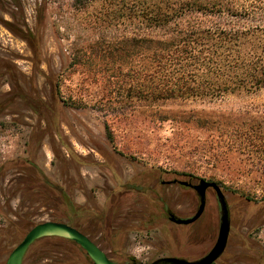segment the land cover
Here are the masks:
<instances>
[{"label": "rangeland", "instance_id": "obj_1", "mask_svg": "<svg viewBox=\"0 0 264 264\" xmlns=\"http://www.w3.org/2000/svg\"><path fill=\"white\" fill-rule=\"evenodd\" d=\"M50 2L0 0V167H4L0 171V264H5L34 224L56 220V198L51 195L52 200H47L49 190L39 180H28L27 176L39 179L37 171L16 167L24 158L79 205L100 212L110 199L118 200L116 225L128 229L125 250L139 260L152 257L170 233L138 231L150 208L149 191L144 196L134 190L148 180L146 187L163 195L164 206L183 211L193 205L189 191L178 185L158 186L159 176L154 174L215 181L231 217L227 247L215 264H264V160L244 152L239 137L182 120L146 119L145 106L138 102L126 105L127 113L118 115L124 97L108 87L110 72L98 60L75 63L74 52L125 28L89 26L95 8L59 11L52 5L45 9ZM33 45L40 47L37 64ZM49 81L59 83V97L68 105L53 108ZM39 98L47 101V107ZM163 109L221 117L264 110V95L228 93L212 100H174ZM104 120L112 140L107 138ZM232 142L234 148L228 150ZM123 189L133 191L117 198L112 195ZM211 235L209 230V239ZM66 248L53 237L35 242L23 264H89L79 251L66 253Z\"/></svg>", "mask_w": 264, "mask_h": 264}, {"label": "trees", "instance_id": "obj_2", "mask_svg": "<svg viewBox=\"0 0 264 264\" xmlns=\"http://www.w3.org/2000/svg\"><path fill=\"white\" fill-rule=\"evenodd\" d=\"M69 1L52 0L45 9L52 5L59 11L95 8V19L87 21L89 26L116 31L121 26L125 28L111 37L102 35L89 47L76 48L74 52L75 63H81L82 59L90 64L98 60L110 72L108 87L113 92H122L124 97L123 106L116 109L118 115L127 113L126 105L138 102L145 106L146 119L182 120L210 128L214 133L239 137L244 152L264 160V110L217 117L200 111L163 109L164 104L174 100H212L228 93L264 95V0ZM40 22H36L37 30ZM39 50L33 45L36 64ZM49 82L53 90L52 107L68 105L59 97V83ZM2 110L0 107V113ZM104 124L107 138L112 140L107 120ZM234 145L232 142L227 149ZM21 161L16 167L25 169ZM3 169L0 167V171ZM35 171L49 190L45 198L49 201L53 196L56 198V220L77 228L81 215L99 218L95 211L72 201L63 187L49 180L42 170L35 168ZM166 173L153 175L159 176L158 186L163 185ZM149 184L146 180L140 190L146 195L149 191L150 202L158 208L164 204L163 195L146 187ZM49 238L52 237L40 240Z\"/></svg>", "mask_w": 264, "mask_h": 264}, {"label": "flooded vegetation", "instance_id": "obj_3", "mask_svg": "<svg viewBox=\"0 0 264 264\" xmlns=\"http://www.w3.org/2000/svg\"><path fill=\"white\" fill-rule=\"evenodd\" d=\"M35 29L38 32L37 27H35ZM31 35L34 34L31 33ZM39 57L40 54L38 55L37 60H39ZM39 101L42 105H44V107H47L45 105L47 104V101H43V99L41 98H39ZM52 103L53 102L50 101V104ZM28 162L31 164V166H29ZM21 163L26 170L27 168L34 170L36 168H33L35 166L34 163L28 158L22 159ZM27 177L28 180H39L40 184H44L43 181H41L40 179H36V177ZM197 183L198 182H194L192 178L189 180H185L180 179L177 176H170L168 179H165L163 181V185H178L182 189L189 191V194L191 195V197H193V199H191L193 205L189 209L180 211L179 209H170L169 207L164 205H159V207L157 208L155 203L153 204L152 202H150V200H148L150 208L148 214L144 215V219H142L140 225L138 226V231L158 230L165 233L166 235L168 232L170 233V236H167L162 240L160 249L155 248V253L147 260H139L131 257L125 250L124 241L126 239L128 229L116 225V213L119 208V201L117 199L116 200L118 204L114 199H110L106 208L104 207L100 212H94L97 217H99L97 218V220L93 218H85L81 215V219L76 225L77 229L87 235L97 246H99L106 252L110 259L116 262L139 261L147 264H172L163 261L162 259L165 257H177L185 259L187 261H196L205 256L214 246L218 236L221 217L225 213L227 214L229 225L225 249L227 247L231 231L230 210L228 202L225 199V195L224 203H222V201L218 198L216 191L212 187L208 186L207 188H205L204 196H201L200 192L194 188V185ZM132 191L133 189H131L130 191L127 189H123L117 191L116 194L112 195H116L115 197L117 198L122 194H125L127 192L130 193ZM134 192L138 193L139 195H142L143 193L140 189L134 190ZM201 205L203 206L199 216H197L192 221L183 222V220H189L193 218L200 210ZM83 207L91 209L87 206ZM91 210L94 211L93 209ZM209 230L212 232L210 239L208 238ZM53 238L66 244L68 249H63V251H65L66 253H69L70 251H79L78 254L80 256H83L89 264H93L92 260L86 255L84 249H82L75 242L60 237ZM38 241L41 240L39 239L35 242ZM35 242H33L28 249H30ZM104 244L107 246L106 249L104 247ZM220 256L211 264H215ZM66 260V262L69 261V259Z\"/></svg>", "mask_w": 264, "mask_h": 264}, {"label": "water", "instance_id": "obj_4", "mask_svg": "<svg viewBox=\"0 0 264 264\" xmlns=\"http://www.w3.org/2000/svg\"><path fill=\"white\" fill-rule=\"evenodd\" d=\"M208 186L212 187L216 191L218 198L222 201V203H224V193L217 182L200 179L198 183L194 185V188L200 192L201 196H204L205 188ZM202 206L203 205H201L200 210L193 218L189 220H183V222L192 221L197 216H199ZM228 228V217L225 213L221 217L218 236L214 246L205 256L196 261H187L177 257H165L162 260L172 264H211L222 254L225 249L228 237ZM46 237H60L75 242L82 249H84L86 255L92 260L93 264H147L139 261H113L108 257L104 250L97 246L87 235L82 233L76 227L71 226L64 221L56 220H45L34 224L27 231L22 240L11 250L5 264H23V259L29 246L36 240Z\"/></svg>", "mask_w": 264, "mask_h": 264}]
</instances>
